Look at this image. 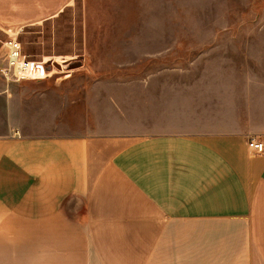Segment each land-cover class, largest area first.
<instances>
[{
    "label": "crops",
    "instance_id": "1",
    "mask_svg": "<svg viewBox=\"0 0 264 264\" xmlns=\"http://www.w3.org/2000/svg\"><path fill=\"white\" fill-rule=\"evenodd\" d=\"M74 1L0 0V28L18 36ZM80 1L85 40L93 6L125 21L124 3ZM52 76L0 78V264H264V152L249 146L264 134L137 130L99 89L113 79L85 93Z\"/></svg>",
    "mask_w": 264,
    "mask_h": 264
},
{
    "label": "rangeland",
    "instance_id": "2",
    "mask_svg": "<svg viewBox=\"0 0 264 264\" xmlns=\"http://www.w3.org/2000/svg\"><path fill=\"white\" fill-rule=\"evenodd\" d=\"M117 2L125 21H111L105 3L93 6L100 13L89 16L87 40L80 0L18 39L30 59L61 63L70 74L61 80L82 81L85 93L113 79L99 89L122 95L137 130L224 125L264 134V0ZM9 37L0 28V66Z\"/></svg>",
    "mask_w": 264,
    "mask_h": 264
},
{
    "label": "built area",
    "instance_id": "3",
    "mask_svg": "<svg viewBox=\"0 0 264 264\" xmlns=\"http://www.w3.org/2000/svg\"><path fill=\"white\" fill-rule=\"evenodd\" d=\"M4 51V63L0 66V74L8 81L45 79L54 74L57 75V78H65L70 75L64 73L65 69L61 63L57 65L53 60L30 59L16 35L10 36L4 42ZM249 146L258 152H264L263 139L252 137Z\"/></svg>",
    "mask_w": 264,
    "mask_h": 264
},
{
    "label": "bare ground",
    "instance_id": "4",
    "mask_svg": "<svg viewBox=\"0 0 264 264\" xmlns=\"http://www.w3.org/2000/svg\"><path fill=\"white\" fill-rule=\"evenodd\" d=\"M45 61H47V60H45Z\"/></svg>",
    "mask_w": 264,
    "mask_h": 264
}]
</instances>
